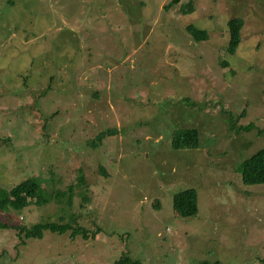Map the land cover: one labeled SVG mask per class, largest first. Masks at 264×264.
<instances>
[{
  "label": "rangeland",
  "instance_id": "rangeland-1",
  "mask_svg": "<svg viewBox=\"0 0 264 264\" xmlns=\"http://www.w3.org/2000/svg\"><path fill=\"white\" fill-rule=\"evenodd\" d=\"M169 1L0 0V187L35 174L42 193L75 190L0 220L90 235L0 228V264H264V184L236 169L264 145V0ZM231 17L244 24L228 55ZM179 128L196 148L172 147Z\"/></svg>",
  "mask_w": 264,
  "mask_h": 264
},
{
  "label": "trees",
  "instance_id": "trees-1",
  "mask_svg": "<svg viewBox=\"0 0 264 264\" xmlns=\"http://www.w3.org/2000/svg\"><path fill=\"white\" fill-rule=\"evenodd\" d=\"M190 1V0H189ZM178 0H171L164 8L173 6ZM181 5V4H180ZM181 10L183 13L192 11L191 2L181 5ZM244 24L243 17H231L227 20V32L228 41L226 46V54L233 55L237 46L241 41V29ZM186 30L195 39L201 40L206 39L208 32L204 29H199L194 25H187ZM224 65L228 63L222 60ZM232 71V70H230ZM233 72V71H232ZM241 116V115H240ZM238 116V118H240ZM236 124V123H235ZM255 128L254 124H248L245 126H239L236 128V132H251ZM172 134L171 145L175 149L186 148H196L199 144V132L194 128H179L175 129ZM264 134L263 130H258ZM107 135V133L98 134L96 139L101 142L102 138ZM96 144V143H93ZM236 169L240 172L241 180L244 184L254 185V184H264V145L254 152L251 156L240 160L236 164ZM46 172V171H45ZM79 183L82 185V190H77V195L80 193H85L87 184L85 182V176L79 174ZM46 189L50 190L49 186H45ZM55 188V187H53ZM55 191H50L45 194L42 193V188L38 179V175H30L26 178L20 180V182L13 184L10 187H0V215L1 213H6L10 210L13 212L22 211L25 207L35 204L42 205L48 203L51 199L57 201L58 206L62 204V197H66V202L63 204H72V197L74 193V186L71 185L70 189L67 191L55 188ZM85 197V196H84ZM87 201V197L84 198ZM173 209L180 216H192L197 212V195L193 188H187L181 190L173 195ZM12 221V220H11ZM10 223V224H9ZM1 222L0 228H16L18 234L20 235L21 242L25 243V239L28 238H41L45 230L56 233H64L70 230V236L73 238L77 234H81L83 237H89V233L86 229L81 227H71L70 223H56L51 221H39L32 224L29 227L17 225V222ZM99 230V228H97ZM95 237V234H92ZM125 258L117 260L114 264H123ZM199 264H221L219 261H201Z\"/></svg>",
  "mask_w": 264,
  "mask_h": 264
}]
</instances>
